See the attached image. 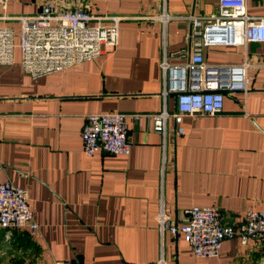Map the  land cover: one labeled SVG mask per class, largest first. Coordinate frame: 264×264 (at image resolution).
I'll use <instances>...</instances> for the list:
<instances>
[{
	"label": "crops",
	"instance_id": "crops-1",
	"mask_svg": "<svg viewBox=\"0 0 264 264\" xmlns=\"http://www.w3.org/2000/svg\"><path fill=\"white\" fill-rule=\"evenodd\" d=\"M46 0H0V25L18 28V16ZM89 10L119 16L117 45L97 57L35 78L22 72L18 50L0 64V182L26 192L38 225L0 229V264H264V238L222 241L217 257H194L181 234L159 232V204L175 222L192 206H216L225 224L245 208L264 209V42L208 46L209 65L246 64L245 92L225 94L213 116L166 118L164 133L147 116L162 101L163 54L169 64L189 55L187 14L201 16L217 0H91ZM169 14L162 27L146 17ZM245 11L264 17V0H245ZM107 23V19H102ZM164 102V105H163ZM127 117L130 151L84 155L80 130L88 114Z\"/></svg>",
	"mask_w": 264,
	"mask_h": 264
},
{
	"label": "built area",
	"instance_id": "built-area-1",
	"mask_svg": "<svg viewBox=\"0 0 264 264\" xmlns=\"http://www.w3.org/2000/svg\"><path fill=\"white\" fill-rule=\"evenodd\" d=\"M90 3L91 0H46L36 13L15 18L16 32L12 27L0 25V64H11L13 51L18 48L22 72L35 78L95 58L105 49L112 50L117 45L118 23L122 18L99 16L89 10ZM171 17L161 11L146 18L163 27ZM182 18L188 23L186 62L169 64L163 54L159 63L160 95L162 101L169 94L174 97V111L168 113L163 106L159 112L147 115L152 130L161 134L167 117L180 134L184 115L213 116L220 112L225 94L247 90L246 64H206L202 54L205 47L264 42V17L247 15L245 0H217L215 11ZM102 19H107V23ZM140 116L117 112L86 115L80 130L83 154L89 156L102 150L111 155H127L130 142L125 120ZM181 214L179 222L173 221L160 203L157 229L160 233L168 230L172 235L181 234L194 257H217L226 238L235 237L240 244L264 238V209L245 208L241 220L230 225L221 221L216 206H192ZM5 228L26 229L31 235L38 228L24 188L9 181L0 182V229ZM46 264L79 263L64 259Z\"/></svg>",
	"mask_w": 264,
	"mask_h": 264
},
{
	"label": "rangeland",
	"instance_id": "rangeland-1",
	"mask_svg": "<svg viewBox=\"0 0 264 264\" xmlns=\"http://www.w3.org/2000/svg\"><path fill=\"white\" fill-rule=\"evenodd\" d=\"M17 30H15V32H16ZM14 42L16 43L17 42V38L15 37V39H14ZM16 50H18V48H15ZM14 49V50H15ZM18 54H19V50H18Z\"/></svg>",
	"mask_w": 264,
	"mask_h": 264
}]
</instances>
